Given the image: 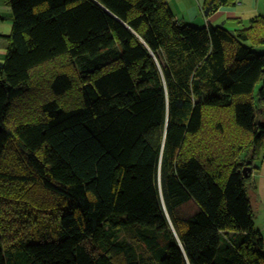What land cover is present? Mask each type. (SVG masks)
Listing matches in <instances>:
<instances>
[{
  "label": "trees",
  "instance_id": "obj_1",
  "mask_svg": "<svg viewBox=\"0 0 264 264\" xmlns=\"http://www.w3.org/2000/svg\"><path fill=\"white\" fill-rule=\"evenodd\" d=\"M6 2L0 264H264V14L232 31L167 0ZM37 81L41 115L12 123Z\"/></svg>",
  "mask_w": 264,
  "mask_h": 264
},
{
  "label": "crops",
  "instance_id": "obj_2",
  "mask_svg": "<svg viewBox=\"0 0 264 264\" xmlns=\"http://www.w3.org/2000/svg\"><path fill=\"white\" fill-rule=\"evenodd\" d=\"M171 1L167 0L175 19L180 23L192 24L201 16L204 21L199 26L222 25L232 31L248 27L253 17L264 14V0H235L233 4L220 5L209 15L204 11L207 0H175L176 8L171 5ZM247 15L249 24L244 25V17ZM12 21L11 8L6 0H0V34H10ZM5 53V47L0 45V62L4 60ZM262 116L261 121L264 122ZM252 182L248 194L255 214V224L264 237V152L253 170Z\"/></svg>",
  "mask_w": 264,
  "mask_h": 264
},
{
  "label": "rangeland",
  "instance_id": "obj_3",
  "mask_svg": "<svg viewBox=\"0 0 264 264\" xmlns=\"http://www.w3.org/2000/svg\"><path fill=\"white\" fill-rule=\"evenodd\" d=\"M169 1H171V0H169ZM171 5H173L174 8H176L175 0L171 1ZM181 17H182V15H181ZM244 19L246 21L244 23V25H248L249 24L248 15L245 16ZM202 21H204V18H202L200 16L198 19L193 21L192 24L199 26V24H203ZM255 49L258 52H264V46L256 47ZM40 84L41 83L39 81H37V83L35 84V85H37L36 88L30 89V92L24 98L19 99L14 103V105H13L14 107H13V110L11 113V122L12 123H17L19 121L26 120L30 117H35V116L41 115V101L43 99H45L46 94L49 93V87L46 86L45 82L42 83V85H40ZM71 96H72L71 98L74 97V95H71ZM255 96H256V92H255ZM70 100H73V99H70ZM254 103H255V106L257 107L258 104H257V98L256 97L254 98ZM135 244H136L137 249H139L140 252H144L145 254H147L145 251V249H146L145 245H143L138 240H136Z\"/></svg>",
  "mask_w": 264,
  "mask_h": 264
}]
</instances>
